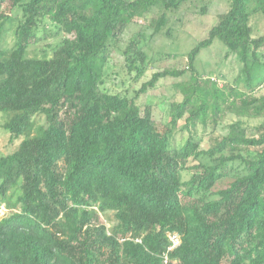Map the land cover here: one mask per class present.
I'll return each mask as SVG.
<instances>
[{"label": "trees", "instance_id": "16d2710c", "mask_svg": "<svg viewBox=\"0 0 264 264\" xmlns=\"http://www.w3.org/2000/svg\"><path fill=\"white\" fill-rule=\"evenodd\" d=\"M189 1L0 0V114L15 145L0 156V264H264V124L241 121L264 119V33L252 24L264 0H229L181 70L146 77L156 61L143 36L121 46L136 21L158 35ZM215 40L240 65L233 83L195 67ZM115 53L134 84L145 78L132 96L106 87ZM166 79L164 123L145 97Z\"/></svg>", "mask_w": 264, "mask_h": 264}, {"label": "rangeland", "instance_id": "374dc122", "mask_svg": "<svg viewBox=\"0 0 264 264\" xmlns=\"http://www.w3.org/2000/svg\"><path fill=\"white\" fill-rule=\"evenodd\" d=\"M203 7L206 8V13H202L201 9ZM228 8L229 0H190L175 14H169L168 24L158 35L152 36V29L147 26V20L136 21L124 33L121 46H125L132 34L140 33V35L143 36V40H140L142 50L152 62L156 61V63H154L155 68H150L147 71L146 77L166 66L181 70L186 66V54L198 41L207 37V33L216 21L217 15L225 13ZM154 12L157 13V10ZM252 24L257 32L260 34L264 33V20H262V18L257 17L253 19ZM11 27V29H13V26ZM166 31L169 32V35L165 34ZM5 42L8 47L12 45V33L7 35ZM46 42V40L40 41L31 46L30 55H38L40 49L45 46ZM225 53L226 48L218 40H215L210 47L202 49L195 62L198 73L205 78L211 77L216 80L220 86L224 85V83H233L235 77L239 74L240 65L235 56L229 55L225 58ZM170 54L177 55L178 58H169L164 61L163 59ZM160 59H162L163 62H157ZM109 67L110 79L107 80L106 87L109 88L111 92H129L132 96L133 91L138 89L140 84L145 81L144 78L137 84L133 83L126 72L123 65V57L120 53H115L113 55ZM172 81V79L161 81L160 86L155 89L153 93L145 97L147 103L156 107V116L157 118H161L164 123L169 120L166 110L169 101L172 100L171 96L174 94ZM257 94H264V83L258 89ZM177 99L180 98L177 97ZM142 100H144V97ZM5 120V115L0 114V156L9 153L15 146L8 144V133L2 129V124ZM234 120L235 118L233 116L227 115L224 122L218 125L216 134L220 136L225 135L227 133V124ZM241 121L246 127L250 128L264 124V119H242ZM202 134L203 133L200 132V135ZM186 138L187 135L185 132L178 131L175 135V145L181 146ZM206 141L207 139L204 137L202 139L203 146H206ZM190 174V172H183L181 175L182 180H187ZM101 221L105 223L103 217H101Z\"/></svg>", "mask_w": 264, "mask_h": 264}, {"label": "built area", "instance_id": "2783aa9c", "mask_svg": "<svg viewBox=\"0 0 264 264\" xmlns=\"http://www.w3.org/2000/svg\"><path fill=\"white\" fill-rule=\"evenodd\" d=\"M5 212V210L3 208H1L0 210V216L3 215ZM167 237L169 239V241L171 242V246L169 247L168 250H172L173 248H175L177 245H179L180 243V238L177 234L175 233H168Z\"/></svg>", "mask_w": 264, "mask_h": 264}, {"label": "clouds", "instance_id": "9594fccd", "mask_svg": "<svg viewBox=\"0 0 264 264\" xmlns=\"http://www.w3.org/2000/svg\"><path fill=\"white\" fill-rule=\"evenodd\" d=\"M1 208H3V207H1ZM4 209V208H3ZM1 210V209H0Z\"/></svg>", "mask_w": 264, "mask_h": 264}]
</instances>
